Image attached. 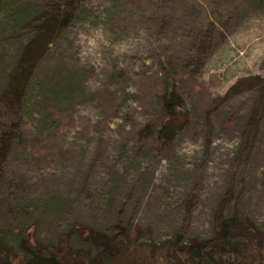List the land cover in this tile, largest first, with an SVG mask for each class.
Returning a JSON list of instances; mask_svg holds the SVG:
<instances>
[{
  "label": "rangeland",
  "instance_id": "1",
  "mask_svg": "<svg viewBox=\"0 0 264 264\" xmlns=\"http://www.w3.org/2000/svg\"><path fill=\"white\" fill-rule=\"evenodd\" d=\"M70 2L11 107L1 96L30 26L0 33V130L19 133L0 231L73 253L128 228L148 264H161L152 246L208 239L230 218L264 241V0ZM170 117L175 133L158 145Z\"/></svg>",
  "mask_w": 264,
  "mask_h": 264
},
{
  "label": "trees",
  "instance_id": "2",
  "mask_svg": "<svg viewBox=\"0 0 264 264\" xmlns=\"http://www.w3.org/2000/svg\"><path fill=\"white\" fill-rule=\"evenodd\" d=\"M64 1L44 9L39 0H0V11H11L10 21L0 24V33L20 31L25 24L30 26L29 38L22 40L19 37L14 72L1 96L5 106L11 107L19 101L39 55L49 46L56 33L71 20L73 4L70 0ZM163 80L161 94L169 104L176 97V92L171 89L168 91V81ZM167 108L169 110L170 106ZM170 118L159 122L154 130V139L158 145L170 140L175 133L176 125ZM8 119H15L10 112ZM9 123L0 130V185L6 159L19 135L11 133ZM14 128L21 131L17 123ZM219 227L214 235L199 242L182 245H177L176 241L163 242L152 247L157 249L161 264H264L263 238H256L254 234L247 233L245 228L244 232L239 231L241 224L235 218L222 222ZM127 230L119 229L122 236L118 241L111 235L94 245L88 244V249L73 253L69 249L62 251L64 243L59 240L42 243L34 234L24 231L12 237L0 231V264H148L150 260L146 257L147 252L139 251V246L131 243ZM11 250H17L18 255L16 259L8 261L4 254L8 255L7 252Z\"/></svg>",
  "mask_w": 264,
  "mask_h": 264
}]
</instances>
